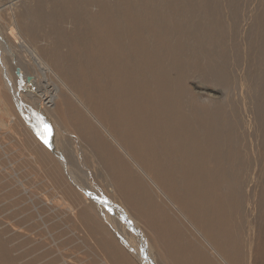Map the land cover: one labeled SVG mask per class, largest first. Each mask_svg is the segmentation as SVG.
I'll use <instances>...</instances> for the list:
<instances>
[{"label": "bare ground", "instance_id": "obj_1", "mask_svg": "<svg viewBox=\"0 0 264 264\" xmlns=\"http://www.w3.org/2000/svg\"><path fill=\"white\" fill-rule=\"evenodd\" d=\"M139 1L0 4V12L10 14L6 28L0 24L1 47L24 57L7 85L40 147L42 157L32 160L41 161L56 189L76 206L96 212L133 264H263L264 256L255 257L264 240V194L256 195L253 173L243 176L235 130L222 107L199 108L184 85L193 64L213 87L225 86L223 25L238 28L240 7L224 0L225 20L218 21V0ZM200 17L203 23L196 20ZM253 17L248 33H242L249 49L264 39L258 15ZM87 19L93 28L80 29ZM199 53L208 59L197 66ZM0 62L7 78L4 55ZM57 72L75 84L90 81L89 105ZM7 115L15 122L14 114ZM101 165L111 180L105 188L120 193L163 250L129 222L108 196L112 193L92 184V177L102 178ZM224 182L230 190L223 194ZM65 207L75 212L69 203ZM128 255L117 254L116 264H125Z\"/></svg>", "mask_w": 264, "mask_h": 264}, {"label": "rangeland", "instance_id": "obj_2", "mask_svg": "<svg viewBox=\"0 0 264 264\" xmlns=\"http://www.w3.org/2000/svg\"><path fill=\"white\" fill-rule=\"evenodd\" d=\"M158 1L161 2V0ZM116 2L117 0H113L111 3ZM140 2L131 0V4ZM231 2L232 5L234 4L233 8L238 4L241 12H238L240 24L237 29H228L223 25L222 40L223 49H225L223 54H225L228 72L225 86L213 87L207 78L201 76L200 70L191 67L193 64L186 69L188 74L184 85L187 88L186 96L189 101L198 105L199 108L208 109L212 107L211 104L222 107V111L232 122L235 130V142L240 152L243 176L249 177L251 173L254 174L256 195L261 197L260 194H264V39L261 41L257 39V43L249 49L248 46L242 45V33L243 36L248 33L253 16L258 15V20H262L261 23L258 22V27L263 30L262 35L264 36V28H262L264 27V0H232ZM2 3H5L4 0H1L0 4ZM218 4L220 7L218 6L217 17L218 21H222V19L225 20L224 0H218ZM19 6L18 11H21L22 8ZM97 10L93 8V14ZM116 10L117 7L114 8V13L118 14ZM0 13V24L6 28V24L10 23V14L5 10ZM114 13L112 15H115ZM242 15L244 22H241ZM176 20L181 21L182 18L176 17ZM196 20L203 23V17ZM86 21H89L88 24ZM93 25L87 19L80 29L85 26L93 28ZM12 50L10 52L5 47L2 49L0 44V55L6 57L9 68V73L5 75L7 78L0 71V264H116L114 259L117 254L122 258L128 253L114 231L106 228L108 234L104 229L103 220L97 215L95 217L96 212L87 210L85 205L76 206L72 202L74 198L58 191L44 171L41 161L32 160V156L42 157V153L33 140L27 124L19 115L7 85V79L10 83L14 81L12 74L17 64L20 63L18 61H22L23 57L17 49ZM63 51L66 52L67 49L64 48ZM195 57L198 58V62H195L197 66L207 62L208 59L204 53L201 55L199 53ZM211 60L218 64L216 57H211ZM0 66H4L3 62H0ZM90 71L93 72L92 65ZM63 79L65 80L64 76ZM65 81L89 105L90 87L94 88L90 81L88 83L81 80L80 84H75L68 79ZM35 86L40 88L38 82ZM85 91L87 93H84ZM23 103L30 107L26 101ZM9 111L15 115V122L12 121L14 120L13 115H7ZM61 117L60 120L64 122ZM247 122L249 129L245 128ZM204 166L211 167L209 164ZM87 167L88 170H93L90 165ZM99 167L102 178L97 180L98 178L92 177L90 180L93 185H97L99 189H106L111 194L114 189L105 188V185L110 184L111 186L110 177L102 165ZM219 189L221 193H227L230 190V184L224 182ZM108 196H111L122 214L129 218L130 223H134V226L142 233L146 232L147 239L154 248L156 247L158 251L163 250L161 245L156 244L161 241L153 236L152 230L145 226L143 220L136 218L118 191ZM66 203L71 205L74 213L68 212V207H65ZM106 211H110V208ZM153 239L154 241H151ZM262 245L263 247L258 251L259 255L255 257L257 261L263 259L264 240ZM117 249L114 256L113 251ZM125 264H133L129 255ZM163 264L171 263L165 260Z\"/></svg>", "mask_w": 264, "mask_h": 264}]
</instances>
